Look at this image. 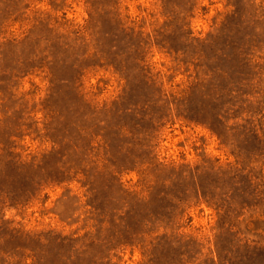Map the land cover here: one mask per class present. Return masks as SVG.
<instances>
[{"label":"rangeland","instance_id":"374dc122","mask_svg":"<svg viewBox=\"0 0 264 264\" xmlns=\"http://www.w3.org/2000/svg\"><path fill=\"white\" fill-rule=\"evenodd\" d=\"M0 1V44L20 41L38 26L33 36L40 37V27L41 47L50 39L59 56L53 83L47 52L37 59L30 48L0 51V121L9 128L0 153L29 162L58 150L65 171L30 199L26 193L19 206L15 186L0 184V240L11 232L36 236L51 250L46 260L40 243L37 252L0 250V264H149L146 250L165 232L197 242L195 264L214 255L220 214L191 182L171 187L170 221L152 230L149 211L165 187L152 159L131 162L120 152L118 133L128 135L140 110L124 94L127 80L113 65L117 53L140 58L168 99L197 84V120L172 110L146 131L151 157L177 170H210L218 197L235 206L246 202L239 211L244 221L235 227L240 237L264 235V226L254 224L264 215L252 205L264 189V0H18L17 11ZM58 112L65 121L56 120ZM219 120L229 143L212 128ZM235 171L244 177L233 178ZM131 206L143 210L138 220L130 217ZM159 260L166 259L159 254Z\"/></svg>","mask_w":264,"mask_h":264},{"label":"trees","instance_id":"16d2710c","mask_svg":"<svg viewBox=\"0 0 264 264\" xmlns=\"http://www.w3.org/2000/svg\"><path fill=\"white\" fill-rule=\"evenodd\" d=\"M18 0H8V3L12 5L13 11L18 10L19 6ZM1 5V1H0ZM12 11V12H13ZM38 27V26H36ZM23 38L22 40H8L0 44V51L3 52V55L8 51H13V53L19 52L21 50L31 49L28 54H32L35 58L39 55H44L47 52V56L51 58L49 61L50 68L52 69V74H54L53 83L57 81L55 78L56 75V67H57V59L58 55H56L54 46L50 39H46V44L42 48L40 41H42V29L39 27L40 37L33 36V30ZM37 41V42H36ZM46 49V50H44ZM132 50V48L130 47ZM170 50H174L173 47H169ZM65 54V53H63ZM60 55V59L62 55ZM122 53H117L112 56L113 60L117 64H113L116 67V70L127 80V87L124 92L126 97L130 98L134 96L135 103L134 108L139 109V111L134 112L133 114L137 117V122L132 123V125L128 126V135H122L120 132L118 133L119 139L121 137V147L120 152L124 156L126 160H130L134 162L138 158H142L147 156L152 159L151 170L154 175L158 176L162 183L164 184L165 190L159 192V199L157 203V207H152L149 211V221L152 223V230L158 228L159 221H164L167 218V222L164 221L165 226L170 221V213L171 209V201L174 198L172 188L180 187L179 182H191L196 189L204 190L203 195L209 198L210 203L216 206L220 214L219 221V233L216 237L215 251L212 257H207L205 260L198 264H264V235L261 233H253L257 238L252 239L251 237H240L242 234V229L235 230V227L242 224L243 221L239 220L241 217L240 210L244 209L246 206V202H239L236 206L234 204L227 203L218 197V193L213 191L211 188L214 186L210 177V170L202 171V174L197 170L193 169H174L168 166L156 163L155 159L151 157V149L146 143V137L148 134L146 131H149L157 124H160L162 121L167 120L171 115V111L175 110L177 115L184 117L190 122H194L197 120V105L195 103L196 92L198 91L197 84L192 85L182 98L174 97L173 100L170 98H166L162 96V94L157 91L156 84H154L148 78L144 68L140 65V58L134 59H125L121 58ZM38 59V58H37ZM112 60V59H111ZM5 59L0 60V63L4 62ZM129 61L130 63H127ZM111 63V62H110ZM57 85L55 84L53 87V92L51 94V98L57 95V91L55 88ZM60 111V110H59ZM59 116L56 120L65 121V113L58 112ZM217 122L216 127L212 124V128L214 132H216L220 138H225L226 142H230L231 137L230 131L222 129V122ZM215 124V123H214ZM9 128L5 125H2L0 121V142L5 143L8 139ZM145 132V133H144ZM114 154L111 153V156ZM58 159H61L60 152L58 150L51 151L50 153L44 155L41 159L37 160L36 158L31 161H21L19 155L9 152L4 149L2 153H0V184L3 183L4 187L15 186V194L16 198L13 200L14 206H19L21 203V199L26 195H29V199L34 196L41 188L44 182H48L49 178L51 182L61 181L65 175V171L60 167V162ZM237 173L234 174L233 178L244 177L242 173L239 171H235ZM223 175H232L230 172H218ZM206 174V182H203L201 177ZM246 177V176H245ZM8 185H6V183ZM208 182V183H207ZM206 183V184H205ZM3 187V188H4ZM172 187V188H171ZM239 189V188H236ZM197 190V193L200 192ZM216 190V187H215ZM232 190V189H230ZM261 191V197L257 200H260L258 203L252 204L256 208L261 209L262 215H264V189ZM231 192V191H228ZM227 192V193H228ZM3 193L2 186L0 185V197ZM227 193H225L226 196ZM246 193V192H245ZM204 197V198H205ZM18 198V199H17ZM250 206V205H249ZM130 217H136L138 220V216L142 215L143 210L137 209L135 206L130 207ZM172 221V220H171ZM254 224L257 225V229H261V226H264V220L258 218L254 221ZM4 232V231H2ZM6 232V231H5ZM246 234V233H245ZM6 239L3 241L0 240V247L2 249V253H7V249H19L24 248L26 246H32L33 249L37 252L35 246L38 247L39 243L41 248L44 250L42 253V258L48 257L51 251L48 243H42L43 240L41 237L36 236H24L19 235L17 233H7L4 235ZM47 239H44L47 241ZM51 242V241H50ZM198 244L196 241L184 240V237H178L173 233H163L154 237L151 242V246L146 250V254L150 257L149 264H174L178 259L181 264H195L198 259V255L200 252L197 251ZM3 248H6L3 249ZM167 250H171L173 252V256H164L163 253ZM159 254L161 257L166 259L165 261L159 260ZM2 257V256H0ZM50 257V256H49ZM173 259V261H170ZM191 260V261H190ZM2 264H10L8 261H4Z\"/></svg>","mask_w":264,"mask_h":264}]
</instances>
